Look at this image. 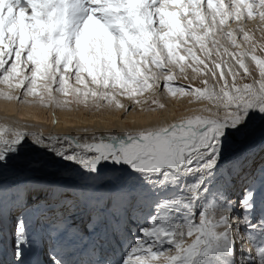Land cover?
<instances>
[{"label": "snow or ice", "instance_id": "snow-or-ice-1", "mask_svg": "<svg viewBox=\"0 0 264 264\" xmlns=\"http://www.w3.org/2000/svg\"><path fill=\"white\" fill-rule=\"evenodd\" d=\"M198 78L200 87L176 83ZM0 85L5 100L64 109H124L127 99L130 110L165 89L207 101L199 114L122 132L45 136L0 124V177L26 138L89 174L109 161L124 172L116 190L71 201L46 189L70 211L82 207L87 223L58 214L44 264H236L237 241L243 250L246 239L258 242L246 264H264V155L257 165L253 128L259 121L264 132V0H0ZM236 143L260 181L249 177L239 201L229 195L243 171L229 163ZM36 190L0 179V222L10 206L15 236L11 264H27L25 214L48 204L31 199ZM149 201L147 226L109 259L97 241L120 233L123 214Z\"/></svg>", "mask_w": 264, "mask_h": 264}, {"label": "bare ground", "instance_id": "bare-ground-1", "mask_svg": "<svg viewBox=\"0 0 264 264\" xmlns=\"http://www.w3.org/2000/svg\"><path fill=\"white\" fill-rule=\"evenodd\" d=\"M0 91H7V89L3 85H0ZM206 104L205 102L195 103L189 106L191 110L181 112L179 115L184 118L199 114V109L205 107ZM130 108H132V106ZM149 108L150 107H146L142 110H138V107L129 110V107L126 105L124 109L104 108L97 110L92 107L73 105L71 109H64L44 107L36 103L29 104L20 103L15 100L8 101L0 97V124L7 123L12 125L15 123L20 127L28 125V130L38 131L47 136L65 134L83 135L85 130H87L89 134L92 132H122L129 128L161 125L180 119V117L174 114L173 107L166 111L149 110ZM151 108L155 109L157 107ZM253 128L255 130L257 129L254 125ZM263 135L264 134L261 133H254L257 165H259L261 155H264V153L260 152ZM233 148L234 154L231 156L229 163L236 162L238 171L243 169L240 177L232 184L235 193L239 192L237 198H240L239 194L243 187L246 186L249 177L255 175L257 187H260L259 173L251 172L252 168L248 166V162L245 160L246 150L243 145L236 143L233 145ZM123 175L124 172L121 166L113 165L110 161L102 162L99 166L98 174H89L79 165L61 160L53 153L35 145L31 138H26L23 148L18 154L11 158L8 166L3 170V175L0 179L6 184L19 183L22 186L27 185L37 189L32 192L31 196L34 202L48 201L47 206L43 203L38 206L34 205V207L25 214L26 218L30 217V222L28 223L29 235L34 234L35 236L32 239L45 242V235H42V233L46 230V233L49 234L50 222L55 220L58 214H66L72 208L71 205H62L59 201L51 200L46 189L52 187L62 189L67 193L65 199L71 201L75 193L82 191L88 192L89 189H92L94 192L114 191L121 183V181L117 180V177ZM149 206H151L150 201L142 202L133 208V211L131 209L129 212L124 213L123 230L120 234L123 235V231L127 229L130 231L133 227H140L143 224L142 222H145L139 218L142 209ZM49 208L51 211H49ZM72 212L73 213L70 214L71 218L79 227L83 228L87 223V214L83 211L82 207H77L72 210ZM45 213L49 214L44 217ZM241 213L242 209L237 207L236 214L239 215ZM260 214L258 207L256 215L259 216ZM3 216L7 217L8 223H10L13 228L10 206L3 209ZM145 216H147V214H145ZM38 224L40 225L38 226ZM241 228L243 229V227ZM237 245L239 248V256L235 259L236 264H242V261L246 264L250 259L247 248H253L252 255L254 256L258 242H250L246 239L243 242V250L240 241H237ZM87 259H89L88 255Z\"/></svg>", "mask_w": 264, "mask_h": 264}, {"label": "rangeland", "instance_id": "rangeland-1", "mask_svg": "<svg viewBox=\"0 0 264 264\" xmlns=\"http://www.w3.org/2000/svg\"><path fill=\"white\" fill-rule=\"evenodd\" d=\"M248 27H249V29H251V30H256V25H255L254 23H253V24H249ZM257 36H259V32H258V31H257ZM190 75H191V74H190ZM245 82H251V81L248 80V79H240V80H239V83H241V84H243V83H245ZM176 83H178V84H185V85H187V84H191L192 87H200V86H201V83H200V79H199V78L196 79V80H194V81L191 80V79H189V80H182V79H180V80H178ZM146 96H147V98L149 99V104H146V105H145V104H141V105L132 106V108H130V110L133 109V108H138V107H139L138 110H142V109H144V108H146V107H155V105H152V104H151V100H152L153 98H155V99L159 100L161 103H163V104L165 105L164 108H162V109H161V108H155V110H163V111H166V110H168L169 108L173 107V108H174V114H175L177 117H180V119H181V118H183V117L180 116L179 113H181V112H186L187 110H191V109L189 108V106H191V105H193V104H195V103H198V102H205V103H207V101H196V100L194 99V97H192V96H184V95H182V94H178L177 96L173 97V96H171V94L167 93L166 89H165L162 93L157 94L155 97L151 96V94H146ZM142 99H143V98H142ZM123 102H124L125 105H127V106H130L131 103H132L131 101H129V100H127V99H124ZM198 113H199V111H198ZM254 127L257 128V129L255 130V133H261V134H264V132H262V130H261V126H260L259 121H257V122L254 124ZM263 136H264V135H263ZM259 153H260V152H259ZM251 168H252V167H251ZM251 172L254 173L253 168L251 169ZM245 187H246V186H245ZM245 187H243V189L241 190V192H240V194H239L240 198L243 196V193H244V189H245ZM238 193H239V192L235 193V189H233L232 187L230 188L229 195L231 196V199H233L234 201H239L240 198H237ZM71 207H72V206H71ZM133 210H134V209H132V211H133ZM152 210H153L152 205L149 206V207H146V208L142 209L141 216H139V218H141V220L145 221V218L149 215L150 212H152ZM132 211H131V212H132ZM136 212H138V211H136ZM71 213H73V212H72V211H68V213H66V214H67V215H70ZM145 214H147V216H145ZM142 223H143V224H142L140 227L136 226V227H134V228H131L130 231H128V229H127L126 231H123V232H124V234H123V235H124V238L122 237V235L120 236V233H118V236H117V238L115 239V241H116L115 245H117L119 251H117L116 254H109V251L106 250V251H107V252H106V253H107V256H109L112 260H113V259H114V260H115V259L118 260L119 257H120V255L122 254L123 250L128 249V248H129V244L132 245L133 241H134L136 238H138V236L140 235V231H139L140 228H141V227H145V226H147V224H144V223H146V222H142ZM131 226H132V225H131ZM134 230H135V231H134ZM241 231H243V229H242ZM45 233H46V232H45ZM241 234H244V233H241ZM47 236H49L48 239H50V238L53 239V238L50 236V234H46V235H45V238H47ZM125 236H126V237H125ZM114 238H115V236H111V239H114ZM53 240H54V239H53ZM102 240H103V242H102ZM46 241H47V240H46ZM108 241H110V237H108ZM105 242H106V244H105ZM126 242H128L127 245H126L127 247L124 248ZM98 243H102V244L104 245V249H105V248H108L107 241H105L104 239L101 238L100 241H98ZM105 246H106V247H105ZM109 246H110V249H111V250H114L112 244H110ZM238 251H239V248H238V245H237V246H236L235 259H237L238 256H239ZM236 256H237V257H236Z\"/></svg>", "mask_w": 264, "mask_h": 264}]
</instances>
